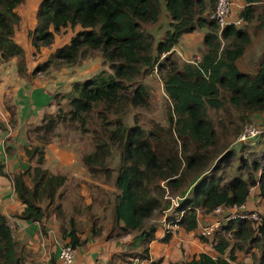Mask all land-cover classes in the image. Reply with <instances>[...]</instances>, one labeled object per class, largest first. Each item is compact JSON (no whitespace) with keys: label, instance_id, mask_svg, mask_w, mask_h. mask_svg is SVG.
Wrapping results in <instances>:
<instances>
[{"label":"trees","instance_id":"obj_1","mask_svg":"<svg viewBox=\"0 0 264 264\" xmlns=\"http://www.w3.org/2000/svg\"><path fill=\"white\" fill-rule=\"evenodd\" d=\"M23 1L0 0L2 60H6L9 53L22 54L13 36L20 20L15 10ZM164 1L170 20L168 29L159 38H156V30L144 25L159 21L161 0H41L36 10V25L29 32L32 44L39 48L51 45L55 33L79 27L70 41L56 48L38 70H44L53 60L73 65L94 52L101 53L110 69L72 84L71 94L77 95L71 97V119L89 112L92 104L98 102L115 107L119 112L126 101L144 106L149 93L146 86L137 81L138 77L149 75L154 69L160 76L170 103V123L174 126L170 138L151 137L155 132L145 133L137 125L126 126L120 118L116 120V127L104 134L120 149L112 210L114 223L123 234L114 237L135 234L134 241L141 244L140 253L117 254L116 257L121 261L137 257L141 264L148 259V245L155 239L159 227L164 232L163 242L171 238L174 230L194 231L200 213H212L217 206H240L253 186L264 205V162L254 161L246 178L237 175L225 181L215 173L213 165H208V149L215 145L216 138L208 110L221 107L223 92L229 104L252 111L254 118L264 113V52L255 72H241L238 67L250 43L249 33L243 26L257 19L258 26L264 27V17L261 19L256 11V5L264 0H244V7L236 15L242 17L241 25L225 27L220 32L209 18L215 0ZM197 29L204 30L203 52L197 59L180 61L174 56L176 46L184 34ZM18 67L19 71L23 70L22 66ZM128 86L133 89L124 94ZM59 117L60 114H44L40 124L30 130L53 131ZM100 138L95 141V152L83 157L91 173L108 169L106 157L111 148L106 139ZM151 138H156V144ZM238 145L236 147L242 144ZM39 151L38 147L27 150L29 159L39 154L37 165L26 167L12 178L14 192L24 206L17 216L37 222L45 217L44 200L52 204L66 181L65 175L42 167L44 156ZM252 171L259 172L257 178ZM5 174V165L0 159V176ZM166 193L170 198L177 196L182 200L172 208V215L166 216L162 226L147 224L155 213L169 209ZM259 213L260 221L255 226L242 219L225 221L210 238L214 253L201 252L179 264H237L236 253L245 246L253 247L254 242L259 246V254L254 256L253 264H264V211ZM100 233L99 230L91 237ZM61 234L68 237L67 244L74 249L87 242L74 228L73 221ZM19 253L18 241L0 210V264H22L17 257Z\"/></svg>","mask_w":264,"mask_h":264},{"label":"rangeland","instance_id":"obj_2","mask_svg":"<svg viewBox=\"0 0 264 264\" xmlns=\"http://www.w3.org/2000/svg\"><path fill=\"white\" fill-rule=\"evenodd\" d=\"M41 0H27L26 4L20 6V8L26 9L32 3L37 6ZM30 3V4H29ZM21 5V4H20ZM233 5V4H232ZM256 11L261 14V19L264 17V2L256 5ZM19 11V9H18ZM36 11V10H35ZM34 11V14L36 13ZM212 13V12H211ZM210 13V14H211ZM239 11H233L232 15L236 16ZM36 17V14H35ZM170 18L167 14L165 1L161 0L159 21L155 24H145L144 27L150 30H156V38L161 37L168 29V22ZM35 21L28 25L27 40L24 42L27 50L30 46L35 47L32 44L30 31L34 28ZM259 20L254 19L250 24L244 25L250 36V43L248 44L245 54L238 62L240 70L253 73L256 71L258 65L261 63L260 58L264 52V27L258 26ZM26 28L22 25L21 31ZM78 29V28H77ZM73 30V28H72ZM55 33L54 40L50 45H40L39 48H33L32 51H28L30 60L36 62L31 71L35 76L41 77L42 82H46V93H49L51 100V111L49 116L60 114L58 122L53 131L48 133L43 129L28 130L27 140L28 145L31 148H40L43 152V156L46 153L48 146L65 149V153L72 152L75 155L76 161L69 166H64L65 172L62 173L57 169V162L50 161L49 164L44 159L42 167L46 168L49 172L63 174L66 176V181L63 186L60 187L56 199L52 204L46 203L44 200L42 206L45 210V219L50 221L53 228L58 229L59 233H62L64 229L71 227L72 221L74 222V228L80 235L92 236L100 230L102 237H114L117 234L122 235L117 225L114 223L113 216V199L117 189L114 184V176L116 175L115 168L118 163V154L120 149L113 144L110 139L104 135L108 130L116 127V120L121 119V123L126 126L137 125L145 131V133L155 132V135L151 137H161L163 139H169L174 126L170 123L169 111L170 103L166 98L162 81L160 76L156 73V69L149 75L139 76L137 81L146 86L149 96L147 98L146 105H132L128 101L123 105L122 112L116 111L115 107H108L100 102L93 103L89 112L80 113L75 119L70 118L72 106L70 104L71 97L77 94L72 93V84L76 82H83L88 78H91L103 70H110L107 63L100 52H94L90 56L79 59L75 64L70 65L62 61L50 62L44 70H38L37 67L42 65L50 57V50L57 45H62L63 40L67 36H71L72 32ZM20 34V33H19ZM18 34V35H19ZM195 42L198 44V54H193L188 60H194L199 58L203 52L204 45L200 38V35H194ZM17 47H20L22 54L13 55L12 58H17V67L22 66V71L18 72L22 75L25 74L26 63L25 62V49L14 41ZM195 44V45H196ZM50 52V53H49ZM180 61L185 60L178 54V50L175 49V55ZM160 57V60H162ZM39 59L44 60L40 62ZM2 59L0 58V62ZM38 61V62H37ZM40 62V63H39ZM24 64V65H23ZM77 68L76 73L78 75L72 84L64 90L52 92L50 94L49 85H54L62 80L63 83H67L68 78L58 79L57 74L67 70L68 74H73L74 68ZM56 75V76H55ZM25 76V75H24ZM21 83H23L21 81ZM133 88L128 86L124 90V94L131 91ZM58 90V89H57ZM126 97V95H124ZM222 102L221 107L211 108L208 110V117L212 121L216 132L215 145L209 147V161L208 165L215 167V173L228 180L233 176L240 175L246 178L247 173L251 169L252 163L264 162V133L259 136L257 141L252 144L250 142L243 143L240 147L239 142H235L236 136L242 129L246 128L250 124L264 126V113L253 117V112L247 109L236 108L228 103L226 99V93H222L220 96ZM45 104L48 101L44 102ZM4 104L10 105L9 100L4 99ZM10 108L8 107V110ZM49 109V104H48ZM255 119V120H254ZM12 119L10 118L11 124ZM12 129V128H11ZM13 130V129H12ZM106 139L109 143L110 153L106 157L107 170L97 169L94 173H91L86 165L83 163V157L89 153L95 152L96 140ZM151 142L156 144V138H151ZM39 151V153H40ZM39 154L35 153L34 156L28 160L31 162L30 167L37 165V158ZM22 168H26V164L22 163ZM254 177L257 178L259 172L252 171ZM27 183H30V179L27 178ZM163 184V182H161ZM189 189L186 191L188 192ZM256 187H251L250 197H256ZM179 193V192H177ZM176 193V194H177ZM186 193V192H185ZM166 193L165 198L170 200L169 209L159 211L155 213L147 224L153 223L158 226H162L166 220L167 215H172V208H174L177 202L181 201V197L170 196ZM258 202V203H257ZM250 209H256L260 212L264 211V205L261 201H253L249 205ZM255 226V223L253 224ZM231 236V235H230ZM15 239L17 236L15 235ZM253 247L248 248L245 246L241 253H247L255 255L259 254V246L254 242ZM248 251V252H247Z\"/></svg>","mask_w":264,"mask_h":264},{"label":"crops","instance_id":"obj_3","mask_svg":"<svg viewBox=\"0 0 264 264\" xmlns=\"http://www.w3.org/2000/svg\"><path fill=\"white\" fill-rule=\"evenodd\" d=\"M24 0L21 5L16 8V12L20 18L19 24L14 28L13 40L25 49V74L18 72L17 58H12L13 54L9 53L6 60L0 62V159L5 165V176H0V210L7 218L8 224L11 227L13 237L17 236L18 248L20 250L19 258L22 264H58V253L60 248L68 243V237H63L58 229L52 227L50 221L45 217L41 222L27 221L21 219L19 215L23 211V204L17 199L13 189L12 178L15 174L21 173L24 169L22 163L31 166L28 160L27 150L30 149L27 140V132L34 126L40 124L45 113L51 111V100L49 93H46V82L41 80V77L33 76L31 72L34 69V64L28 56V51H32L31 47L27 50L24 42L27 40L28 25L35 21L34 11L37 6L31 2L26 9L20 6L26 4ZM245 5L244 0H233L232 11H239ZM19 9V11H18ZM36 12V11H35ZM22 25H25L21 31ZM79 29H65L67 32H72L71 36L64 38L62 45H57L52 48V53L56 48H59L70 41V38ZM202 29H197L191 33H186L182 36L181 42L176 46L179 56L189 61V57L193 54H198V44L195 42L194 35L203 37ZM20 33V34H19ZM19 34V35H18ZM196 44V45H195ZM51 46V45H50ZM49 52V53H50ZM50 53V54H51ZM40 62L44 60L39 59ZM54 61V60H53ZM59 61V60H55ZM38 62V61H37ZM39 62V63H40ZM2 64V65H1ZM240 70V69H239ZM77 68L73 70V74H68L69 71L64 70L57 74L58 79H71L67 83L59 80L57 84L49 85L50 94L52 92L64 90L69 87L74 80H78L76 76ZM248 73V71L240 70ZM25 75V76H24ZM56 76V75H55ZM75 77V79H74ZM74 79V80H72ZM21 81L23 83H21ZM58 89V90H57ZM9 100L10 108L4 104V99ZM47 102L45 104L44 102ZM49 104V109H48ZM10 118L12 119L11 124ZM13 130H12V129ZM11 136V135H14ZM44 159L49 162L56 161L57 169L64 173V166H69L76 161L75 155L72 152L65 153V149L61 150L58 147L48 146ZM255 194H257L255 190ZM253 196V195H252ZM250 194L245 201L249 206L253 201H261L256 195L252 198ZM262 202V201H261ZM258 203V202H257ZM263 203V202H262ZM224 214L217 215L212 212L209 214H199L197 228L194 231L187 232L183 229L174 230L171 238L167 242L161 241L163 237V229L159 227L155 234V239L148 245V259L142 264H179L181 261L188 260L201 252L214 253L211 239L202 240L198 235L199 228L221 222V228L226 224ZM39 224V225H38ZM43 227H41V225ZM135 234H128L120 237H102V235L89 237L81 235V238L87 239L86 244L76 248L75 264H91L95 260H102L105 264H115L121 260L117 258V254L122 256L128 255L130 252L140 253L141 244L138 240L134 241ZM248 252V251H247ZM247 253H236L237 264H253L254 256ZM119 257V256H118Z\"/></svg>","mask_w":264,"mask_h":264},{"label":"built area","instance_id":"obj_4","mask_svg":"<svg viewBox=\"0 0 264 264\" xmlns=\"http://www.w3.org/2000/svg\"><path fill=\"white\" fill-rule=\"evenodd\" d=\"M233 0H215L213 12L209 15L218 26L220 32L225 27L240 26L242 23L241 16L232 15ZM2 65V64H1ZM264 133V127H259L253 124L248 125L242 129L236 138V142L254 144L260 135ZM217 215L224 214L225 219L223 221L242 219L257 224L260 221V213L256 209H250L244 202L240 206H217L213 210ZM39 225V224H38ZM221 226V222H215L199 228L198 235L203 238L210 239L214 231ZM76 249L72 248L69 244H65L60 248L58 253V264H75ZM141 260L137 257H133L130 261H118L115 264H141ZM91 264H105L102 260H95Z\"/></svg>","mask_w":264,"mask_h":264},{"label":"clouds","instance_id":"obj_5","mask_svg":"<svg viewBox=\"0 0 264 264\" xmlns=\"http://www.w3.org/2000/svg\"><path fill=\"white\" fill-rule=\"evenodd\" d=\"M253 125H255V124H253ZM256 126H257V125H256ZM241 144H243V143H241ZM219 229H220V228H218L217 230H219ZM217 230H215L214 233H215ZM214 233H213V234H214Z\"/></svg>","mask_w":264,"mask_h":264}]
</instances>
